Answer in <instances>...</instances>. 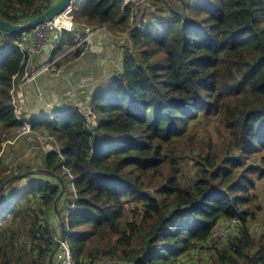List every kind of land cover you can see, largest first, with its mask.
I'll use <instances>...</instances> for the list:
<instances>
[{"label":"trees","instance_id":"16d2710c","mask_svg":"<svg viewBox=\"0 0 264 264\" xmlns=\"http://www.w3.org/2000/svg\"><path fill=\"white\" fill-rule=\"evenodd\" d=\"M56 1L0 0V19L24 23ZM76 18L119 37L123 68L84 100L97 126L73 103L32 117V129L59 146L36 154L39 177L19 179L33 168L9 171L0 161V264H49L56 246L49 225L62 200L74 205L66 225L77 264L115 256L178 264L210 241L219 264H264V246L256 248L246 228L257 218L250 172L264 174L248 163L264 147V0H86ZM21 39L0 30V148L26 119L17 118L11 95L25 71ZM73 44L65 34L60 47ZM217 114L219 142L198 139L191 123ZM67 176L76 190L69 203ZM15 180L26 181L8 191ZM238 217L240 231L221 237L226 220Z\"/></svg>","mask_w":264,"mask_h":264},{"label":"rangeland","instance_id":"374dc122","mask_svg":"<svg viewBox=\"0 0 264 264\" xmlns=\"http://www.w3.org/2000/svg\"><path fill=\"white\" fill-rule=\"evenodd\" d=\"M85 1L86 0H84L81 3L77 11L82 10L84 8ZM1 33L4 34L3 32ZM121 36H122L121 38L127 37L124 35H121ZM11 40H13V38L10 39V41ZM50 46H51V43L44 46L40 51H35L33 56L35 55L40 56V55L45 54L46 58L50 60L51 59ZM56 54H57V50H55L54 56ZM66 56L60 58L59 61L65 59ZM117 62H120V63H117L118 64L117 67L122 69L124 61L122 60V61H117ZM54 65L55 64H53V66ZM55 67L56 65L53 68L54 70H56ZM62 97L66 98L67 96L62 95ZM69 103H73L75 105V102L70 101ZM56 109L57 108H51L47 112H49V115H52L56 111ZM84 109H86L88 113V122L92 126H97L99 124V120L94 115L92 108L88 106V107H85ZM18 111H20V109ZM15 112H16V109H15ZM16 115L19 120H23L26 117L25 124L23 128L21 129L22 131L21 133H18L19 131L16 132L17 137L14 140H12V142L7 141L1 144L2 147L0 148V161L3 159V162H2L3 165L1 166V168L7 169L9 171L19 172L20 165H25V167L33 168L32 171L23 172V173L29 172L28 175L25 176L26 179L29 176L39 177L40 174L39 173L37 174V172H40L41 170L38 166L39 165L38 163L40 161H38L37 159L38 155L36 156V154L40 153L39 151H42V150L49 151L54 148L59 149V146L53 137H50V139H44L43 137L46 135V133L42 131L28 132V130L25 128V125L27 123L28 124L31 123L30 122L31 120L26 116L25 111L24 113L22 112L21 114H17L16 112ZM218 121H219V116L217 114L211 117L210 119H203V121H199V122L194 121L191 123L190 126L195 129L194 135L198 139L202 140L203 138L210 137L214 143H218L219 138H221V130L220 128H218L219 127L217 123ZM6 135L11 136L12 134H6ZM249 158L251 159V161H248V163L252 164L253 166H258L262 168V170L264 169V147H260L257 150L253 151L252 153H250ZM25 170L26 168L22 169V171H25ZM250 173H251L250 176H252V178L255 181V189L252 190L251 193L257 196L256 201L251 204V210H252V213L253 212L256 213L257 218L255 220L250 219L247 222L246 228L248 229L249 233L253 234L255 238L256 248H258L259 245L264 246V174L261 175L262 173L261 169L260 170L253 169ZM70 176L66 177V182L68 185V193H70V200L68 201V203L73 201V199L75 198V193H76L73 188V180ZM19 179H25V178L21 177ZM25 181L26 180H22V181L15 180L13 183L11 182L8 183V187H7V189L9 188L8 191H11L14 186L21 185ZM29 190H31L30 186H26L22 188L20 191L21 195L19 199L25 198L26 197L25 195L27 194L26 192ZM1 192H3V190ZM6 205H8V203H6ZM259 207H261V209L258 210ZM59 211H60V215L64 217L65 216L64 209L61 208L60 205L58 204L57 210L55 212L59 213ZM238 220L241 222V224L238 227H234L236 230L244 226V223L242 222L241 218H239ZM224 227L225 225L224 226L222 225V227L220 228L219 235L223 238H226V237H229L230 234L233 232L228 233L232 229L231 228L227 230L225 234L222 235L221 230ZM240 229L238 231H240ZM49 231H50V235H53V236H56V234H58L59 232L58 229L54 230L52 225H49ZM238 231H234V232H238ZM202 246H203L202 248L196 251V254L188 253V252L183 254L181 257H179L178 264H219L216 262L217 259L214 256L215 249H214L212 242L210 241L209 243L202 245ZM191 254H195V255H191ZM104 261H108L109 263H105ZM101 262H104L105 264H126L125 262H122L121 260H119V258H117L116 256L112 260L105 259V260H102Z\"/></svg>","mask_w":264,"mask_h":264},{"label":"crops","instance_id":"0c3cea01","mask_svg":"<svg viewBox=\"0 0 264 264\" xmlns=\"http://www.w3.org/2000/svg\"><path fill=\"white\" fill-rule=\"evenodd\" d=\"M77 32L81 34L79 28ZM116 38L119 37L104 29L96 35L91 45L88 44L84 48V52L80 56L68 58L71 57L69 55L61 60L60 67L57 64L56 70L49 69L38 73L26 87V116L31 120L33 116L43 114L51 108L67 105L70 101L82 100L84 102L86 99L92 101L91 94L101 90V86L111 77L112 71L118 65L121 48L116 46L117 49L114 50ZM49 61L45 54L35 55L32 58L31 67L37 71ZM62 95L67 97L63 98ZM58 204L64 209V213L69 209L63 200ZM60 211L56 213L53 210L50 224L54 230L58 229L61 233L63 220Z\"/></svg>","mask_w":264,"mask_h":264},{"label":"built area","instance_id":"2783aa9c","mask_svg":"<svg viewBox=\"0 0 264 264\" xmlns=\"http://www.w3.org/2000/svg\"><path fill=\"white\" fill-rule=\"evenodd\" d=\"M83 1L84 0H70L68 5L52 20L40 23L35 28L23 32L22 39L16 42V45L20 47L25 55H27L23 61V63H25L24 75L20 81L14 82L11 90L13 104L17 114H21L22 112L24 113V107L27 99L26 86L36 78L38 73H43L46 70L53 69L56 63L59 62L60 58L69 53L75 52L84 44L85 46L91 44L95 36L102 30L106 29L105 25L91 26L90 24L78 22L76 12ZM144 2H146V0H124L125 4L141 5ZM78 28L79 30L82 28L81 34H78ZM65 34L74 38L75 44L68 46L65 50H63V47L60 46L64 42ZM49 43H51V59L44 67L38 68V70L35 71L31 67L33 54L35 51H40ZM55 50H57V54L54 56ZM53 64L55 65L53 66ZM75 103L83 113H87V110L84 109L86 107L85 103L82 100ZM19 109L20 111H18ZM32 125L33 123H27L25 125L28 132L35 131L32 129ZM21 132L22 131L19 130L18 133ZM50 137L52 136L46 134L43 138L50 139ZM67 214H69V211H67ZM240 224L241 222L238 219L227 220L225 222V227L221 230L222 235L225 234L227 230L240 226ZM53 238L56 242H61V246L55 256L54 264H77L74 251L70 244V233L67 232L60 238L57 236H53Z\"/></svg>","mask_w":264,"mask_h":264},{"label":"water","instance_id":"95a60500","mask_svg":"<svg viewBox=\"0 0 264 264\" xmlns=\"http://www.w3.org/2000/svg\"><path fill=\"white\" fill-rule=\"evenodd\" d=\"M69 1L70 0H57L56 3L53 4L48 10H46L45 12H43L36 18L29 20L27 22H24V23H11L9 21L0 19V30L4 32H8V33L22 34L25 31L35 28L40 23H44V22L52 20L56 15H58L68 5ZM26 175L27 173L17 175L16 177L21 178V177H25ZM64 190H65V185H63L62 191ZM3 197H4V193L1 192L0 201H2ZM62 228L64 231L65 230L64 225L62 226ZM60 246H61V242L59 241L50 256L49 264H54V257Z\"/></svg>","mask_w":264,"mask_h":264},{"label":"clouds","instance_id":"9594fccd","mask_svg":"<svg viewBox=\"0 0 264 264\" xmlns=\"http://www.w3.org/2000/svg\"><path fill=\"white\" fill-rule=\"evenodd\" d=\"M124 1V0H123ZM134 6H138V5H135V4H133ZM106 30H108L107 29V27H106ZM127 35V34H126ZM96 37V36H95ZM95 39V38H94ZM18 42V41H17ZM93 42V41H92ZM16 44V43H15ZM92 44V43H91ZM90 44V45H91ZM63 50H65V48H63ZM57 64H58V62L56 63V66H57ZM27 87V86H26ZM27 103V102H26ZM75 105H76V103H75ZM25 106H26V104H25ZM77 106V105H76ZM85 106L87 107V105L85 104ZM24 111H25V107H24ZM87 115H88V113H87ZM43 119V118H42ZM32 121V123H33V120H31ZM73 188H74V186H73ZM74 190H75V188H74ZM76 191V190H75ZM74 201V200H73ZM72 202V201H71ZM58 207V206H57ZM73 208H74V205H73V207L72 208H69L67 211H69V214L71 213V211L73 210ZM56 210H57V208H56ZM55 210V211H56ZM67 211H66V213H65V216L63 217L62 215H61V217H62V220H63V224H62V226L64 225V228H65V230L63 231V228H62V231H61V233L60 232H58L59 233V235L58 234H56V236L57 237H61V236H63L65 233H67V232H69L68 231V228H67V225H66V220L68 219V217H69V214H67ZM233 219H239V217L238 218H233ZM233 219H228V220H233ZM227 221V220H226ZM51 225V224H50ZM59 242V241H58ZM58 242H56V245H57V243ZM60 248V247H59ZM59 250V249H58ZM58 252V251H57ZM57 254V253H56ZM56 256V255H55ZM54 262H55V257H54Z\"/></svg>","mask_w":264,"mask_h":264},{"label":"bare ground","instance_id":"6f19581e","mask_svg":"<svg viewBox=\"0 0 264 264\" xmlns=\"http://www.w3.org/2000/svg\"><path fill=\"white\" fill-rule=\"evenodd\" d=\"M209 34H210V33H209ZM211 35H213V34H211ZM240 35H241V34H240ZM208 37H209V35H208ZM243 37H244V36H243ZM246 38H247V37H246ZM248 38H249V37H248ZM234 39H235V38H234ZM243 39H244V38H243ZM235 40H236V39H235ZM210 42H212L211 39H210ZM206 100H207V99H206ZM211 105H212V104H211ZM118 146H119V145H118Z\"/></svg>","mask_w":264,"mask_h":264}]
</instances>
